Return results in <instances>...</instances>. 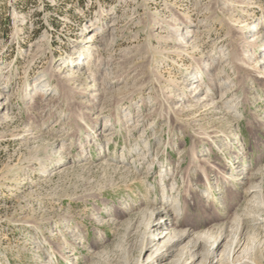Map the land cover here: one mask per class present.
Instances as JSON below:
<instances>
[{
    "label": "rangeland",
    "instance_id": "374dc122",
    "mask_svg": "<svg viewBox=\"0 0 264 264\" xmlns=\"http://www.w3.org/2000/svg\"><path fill=\"white\" fill-rule=\"evenodd\" d=\"M254 23L264 0H0V264H264Z\"/></svg>",
    "mask_w": 264,
    "mask_h": 264
},
{
    "label": "bare ground",
    "instance_id": "6f19581e",
    "mask_svg": "<svg viewBox=\"0 0 264 264\" xmlns=\"http://www.w3.org/2000/svg\"><path fill=\"white\" fill-rule=\"evenodd\" d=\"M253 28L250 30V32L252 31L253 33L255 32V35L256 34H258L259 32H260V30L261 29H263L264 28V26L262 25V26H259L258 24H256V23H254L253 24V26H252ZM249 57H250V55H249ZM252 59V58H251ZM208 66V65H207ZM212 67V66H211ZM2 69V68H1ZM222 85V84H221ZM193 87V86H192ZM197 89H199V87L198 86H196L195 88H194V91H195V96L198 94V90ZM38 91H35L33 94H32V98H35V97H39L40 96V93H37ZM206 100V99H205ZM222 101H224V100H222ZM36 102V101H35ZM178 105V104H177ZM180 105V104H179ZM178 105V106H179ZM161 210L160 209H157V210H155L154 211V213L155 214H161V213H159ZM158 212V213H157ZM167 215H169V211H165L164 212V214H162V216L163 217H166ZM175 224L174 223H172V225H169L167 222L165 223V222H158V223H155V226H156V229H155V231H158L159 230V232H158V235L157 236H154V237H151L150 239V241L148 242V243H150V242H152V241H159V240H161V239H163L165 236H167L166 234L168 233H166L165 231L166 230H169L172 226H174ZM175 227V226H174ZM173 229V228H172ZM172 229H170V230H172ZM169 230V231H170ZM173 232V234L169 237V235H168V238H166L165 239V243H163V245L162 246H160V248L161 247H164V245L165 244H167V246H166V249H171L172 247H174L177 243H179V242H183L186 238H188L189 237V235H190V231H188L184 236H181V235H179L178 233H177V231H175V230H173L172 231ZM175 238V239H174ZM201 238H203V237H199V236H197L193 241L194 242H202V240L204 241V239H201ZM192 240V239H191ZM190 240V241H191ZM192 241V242H193ZM214 242H216V240L214 241ZM186 243H188L189 244V241H187ZM192 244L193 243H191V246H192ZM187 245V244H186ZM214 245V244H213ZM212 245V246H213ZM178 246V245H177ZM190 246V247H191ZM220 246V242H218L217 244H216V246L214 247V250L212 251V252H209L208 253V259H210V261H209V263L208 264H215L216 262H218V261H220L222 264H226V263H229V261L230 262H232L233 264H237V262H239L240 261V257H241V253H242V251L239 253V251L238 250H240V248L241 247H238L237 248V250L235 251V253H237V255H236V257H234L233 258V255H234V250H235V248H234V250H232L231 249V245H227L226 244V246H225V250H223V252L222 253H220V255H222V257L221 258H217L218 256H219V253L217 254V249H218V247ZM243 246V245H242ZM181 250H182V247H181ZM246 250V249H245ZM171 252H172V250H171ZM162 255V254H161ZM220 263V264H221ZM206 264H207V261H206Z\"/></svg>",
    "mask_w": 264,
    "mask_h": 264
}]
</instances>
